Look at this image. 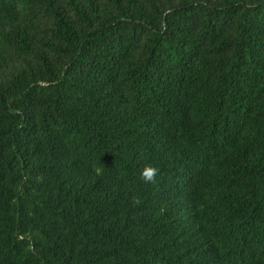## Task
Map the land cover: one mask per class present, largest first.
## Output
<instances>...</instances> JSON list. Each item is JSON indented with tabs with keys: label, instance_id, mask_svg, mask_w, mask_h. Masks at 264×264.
<instances>
[{
	"label": "trees",
	"instance_id": "1",
	"mask_svg": "<svg viewBox=\"0 0 264 264\" xmlns=\"http://www.w3.org/2000/svg\"><path fill=\"white\" fill-rule=\"evenodd\" d=\"M0 264H264V0H0Z\"/></svg>",
	"mask_w": 264,
	"mask_h": 264
},
{
	"label": "clouds",
	"instance_id": "2",
	"mask_svg": "<svg viewBox=\"0 0 264 264\" xmlns=\"http://www.w3.org/2000/svg\"><path fill=\"white\" fill-rule=\"evenodd\" d=\"M97 174H101L102 170L101 169H96ZM159 174V169L156 167H153L151 165H146L142 172H141V179L145 181L146 183H155L156 182V177ZM135 203H139L138 200L134 198Z\"/></svg>",
	"mask_w": 264,
	"mask_h": 264
}]
</instances>
